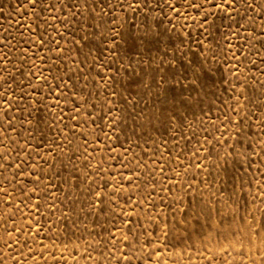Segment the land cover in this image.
I'll use <instances>...</instances> for the list:
<instances>
[{
  "label": "rangeland",
  "instance_id": "1",
  "mask_svg": "<svg viewBox=\"0 0 264 264\" xmlns=\"http://www.w3.org/2000/svg\"><path fill=\"white\" fill-rule=\"evenodd\" d=\"M15 2L0 0L16 36L7 60L0 51V264H264V0H198L179 14L124 0L105 22L199 37L203 79L185 80L174 106L171 50L137 48L80 81L87 108L37 103ZM161 112L172 118H152Z\"/></svg>",
  "mask_w": 264,
  "mask_h": 264
},
{
  "label": "snow or ice",
  "instance_id": "2",
  "mask_svg": "<svg viewBox=\"0 0 264 264\" xmlns=\"http://www.w3.org/2000/svg\"><path fill=\"white\" fill-rule=\"evenodd\" d=\"M164 2L177 14L181 8L203 7L198 0H175V2L164 0ZM117 6L125 8L124 0H115L114 3L113 0H16L12 11H15L18 17L27 13L30 21L26 31L19 32L20 40L28 45V48L19 49L23 62L28 66V71L22 72V75L25 78L32 77L36 81L35 83L30 81L29 87L40 93L38 104L47 108L48 105L44 101L52 99L59 106L60 98H64L66 103L70 99L76 100L79 107L87 108L90 93L80 88L81 80L86 83L92 76L93 70L100 75V69L111 70L113 64L125 58L131 59L130 53L137 48L147 49L151 54L152 50L159 49L162 43L165 49L171 50V56L164 63L169 66L166 75L171 84L168 91L172 103L174 106L185 103L182 94L186 90L184 81L188 80L195 86L197 81L203 79V64L198 59L205 50L203 40L183 31L178 32L175 38H164L152 28L139 34L120 31L113 26L111 17L105 22V16ZM126 7L133 11L136 9L154 11L155 8L163 10L160 0H135V3H127ZM0 15H3L2 8ZM145 15L147 16V12ZM208 15L209 13L204 14V23L200 26L204 27V24H207L205 32L212 35L210 30L214 25L208 20ZM17 23L19 24V21ZM23 27L21 25V28ZM0 28L7 33L3 40H0V51L4 52L3 59L7 60L9 55L7 49L10 47L8 41L10 37L16 39V36L9 33L8 28H4L3 25H0ZM260 39L264 46V35ZM121 67L126 70V66L121 65ZM119 70L118 68L117 72ZM100 78L105 79L103 75ZM111 78L115 79L114 76ZM44 89L47 91H43ZM65 90H70L72 95H67ZM77 104H73V111L78 112ZM260 108L261 113L264 114V98L260 101ZM174 111L179 113L178 108L174 107ZM239 114L237 112V115ZM152 118L163 120L172 117L161 112L158 115L153 114ZM37 123L39 124V121Z\"/></svg>",
  "mask_w": 264,
  "mask_h": 264
}]
</instances>
